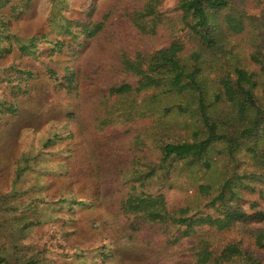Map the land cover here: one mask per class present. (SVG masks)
Masks as SVG:
<instances>
[{"label": "trees", "instance_id": "obj_1", "mask_svg": "<svg viewBox=\"0 0 264 264\" xmlns=\"http://www.w3.org/2000/svg\"><path fill=\"white\" fill-rule=\"evenodd\" d=\"M163 1L141 0L126 21L137 41L132 52L120 48L112 73L132 82L124 78L105 92L95 83L87 91L88 64L80 61L87 50L94 60L103 51L100 41L120 0H87L82 8L89 12L75 21L83 41L51 46L47 84L66 95L52 119L78 124L65 140L82 167L77 176L58 178L81 185H62L56 202L44 186L27 203L16 189L27 168H16L13 190L0 197V209H7L0 264H43L46 247L14 245L7 252L3 246L58 218L78 264H264V0H178L174 14L159 10ZM30 7L31 0H0V46L11 43L0 56L21 40L12 26ZM74 25L64 17L52 28L49 18L64 36L73 35ZM42 39L19 45L32 51ZM11 71L19 82L40 76L34 69ZM19 82L3 90L0 114L19 113L20 99L31 91ZM60 140L50 136L44 147ZM116 141L131 146L133 156L126 168H104L101 147ZM51 204L66 209L63 217L45 212ZM231 230L241 238L223 237ZM186 242L179 258L176 246Z\"/></svg>", "mask_w": 264, "mask_h": 264}, {"label": "rangeland", "instance_id": "obj_2", "mask_svg": "<svg viewBox=\"0 0 264 264\" xmlns=\"http://www.w3.org/2000/svg\"><path fill=\"white\" fill-rule=\"evenodd\" d=\"M86 2L87 0H59L58 4L54 6L53 0H31L30 9L13 23L12 31L21 40L18 43H12L10 46L11 51L4 52L0 56V98L5 95L4 89H10L11 85H16L19 82L20 76L15 71H11V68L13 70L15 68L34 69L40 76L39 80H28L27 82L22 80V82H19L21 84L19 85L20 87L24 88L25 84H27V88H30L31 91L29 90V94L20 99V110L17 115L0 114V197L9 195L13 190L16 168H19L20 165L27 169L23 172L22 177L16 181V189L21 190V198L27 200V203L36 200L34 194L40 193L44 186L47 188L45 194L56 202L60 196L55 195L62 185L69 187V189L81 185L77 180L67 181L62 184L58 178L60 175L66 174V172H74L76 173L75 176H77L80 169H82L81 166L79 168L77 159L70 158L73 155H71V149L68 148L70 139L65 140L70 133L76 132L79 126L77 123L71 122L67 124L65 120L56 122L52 119L56 114V111H54L56 104L65 107L66 95L63 93L64 90H59L60 88L53 89L51 85L48 86L49 74L47 66H53L54 63L53 56L50 53L53 50L51 46H53L55 41L65 40L70 42L71 40L74 46H78L83 41L84 35L75 27V21L84 16L86 17L87 12H89L88 9L82 8V4ZM139 4H142L141 0H120L117 10L109 22L108 34L106 32L100 41V46H104L103 51L98 52L99 55L95 60L94 55L89 50L83 53L80 61H87L88 64L86 66L88 76L86 82L87 91L94 88L95 83L105 92L116 81L124 78H127L130 82L135 80L127 77L122 72L113 76L114 67L112 64L114 62L117 63L116 57L121 47H125L129 52H132L134 48L137 38L132 30H128L129 25L126 21L131 18L129 14H132ZM177 6L178 0H164L159 10L174 14L178 11ZM250 12L259 14L260 10L253 9ZM50 16L51 26L52 24L56 25L57 21L63 23L64 17L72 20L73 24H75L73 35H61L57 28L52 30L49 26ZM35 35L43 38L37 47L33 48L32 51L22 50L19 44L22 42L27 43L28 38ZM112 37L118 39L117 44H115L116 41ZM10 44L5 42L0 48L6 50ZM93 52H95L94 49ZM3 72L5 73L4 76H2ZM59 75L62 76V74ZM25 77L23 76V78ZM53 84L57 85L54 82ZM89 120L90 124H92L93 112L91 113V111ZM55 134L62 136L63 140H60L55 146L44 147L46 140ZM101 153L103 160H105L103 167L109 169L113 164L126 168L133 156L131 146L126 147V144L122 141H116L113 145H102ZM25 155L29 159L28 164L24 161ZM20 161L24 162L20 164ZM104 181L107 182L105 190H110V178ZM37 189L39 190L36 193ZM63 197L69 196L65 195ZM60 205H47L44 210H46L45 212L59 213L60 217H63L66 209H60ZM64 206L66 208V205ZM6 214L7 209H0L1 231L7 225L5 223L7 221L5 220ZM81 216L80 212H76L73 217L79 221L77 227L83 228V223L80 222ZM66 230L63 222L59 221L58 218L54 222L41 225L35 230L32 229L26 239H18L15 235L14 239L6 241L12 242V246L3 247H10V251L7 252H13L12 247L14 245H17V250H21L25 245L36 243L43 246V248H48L42 253V256L46 258L43 264H78L75 259L76 251L73 250V245L66 239ZM85 236L87 240H90V234ZM223 237H226L227 240H239L241 238L234 230L223 233ZM188 243L190 242L176 246L179 258L185 255L186 244ZM245 244L252 245V242L246 240ZM1 252L3 255L7 253ZM89 262L91 261L88 260Z\"/></svg>", "mask_w": 264, "mask_h": 264}]
</instances>
